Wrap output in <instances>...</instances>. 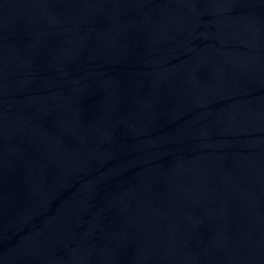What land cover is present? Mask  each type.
Masks as SVG:
<instances>
[{"label": "water", "instance_id": "water-1", "mask_svg": "<svg viewBox=\"0 0 264 264\" xmlns=\"http://www.w3.org/2000/svg\"><path fill=\"white\" fill-rule=\"evenodd\" d=\"M0 264H264V0H0Z\"/></svg>", "mask_w": 264, "mask_h": 264}]
</instances>
